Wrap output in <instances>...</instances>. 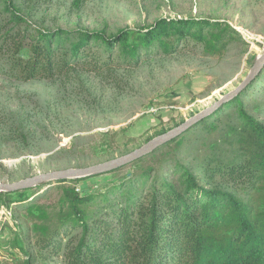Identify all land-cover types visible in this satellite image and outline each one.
I'll use <instances>...</instances> for the list:
<instances>
[{
	"label": "trees",
	"instance_id": "obj_1",
	"mask_svg": "<svg viewBox=\"0 0 264 264\" xmlns=\"http://www.w3.org/2000/svg\"><path fill=\"white\" fill-rule=\"evenodd\" d=\"M1 14L0 76L17 82L103 75L175 51L224 57L246 43L222 20L161 18L108 34L50 29L10 2ZM231 101L238 114L217 132L221 141H235L238 154L230 159L213 158L212 150L197 172L186 164L183 136L196 126L217 129L205 117L136 160L148 166L104 193H79L82 178L56 180L53 193L23 201L0 192V201L23 207L30 223L25 233L15 221L0 264H264V123L248 114L240 95ZM14 141L28 145L27 132L0 125V145Z\"/></svg>",
	"mask_w": 264,
	"mask_h": 264
},
{
	"label": "rangeland",
	"instance_id": "obj_2",
	"mask_svg": "<svg viewBox=\"0 0 264 264\" xmlns=\"http://www.w3.org/2000/svg\"><path fill=\"white\" fill-rule=\"evenodd\" d=\"M8 2L55 30L112 34L125 27L146 28L161 18H204L226 21L246 43L231 47L224 57L204 55L201 49L175 51L103 75L74 72L53 81L29 82L0 76V125L23 128L29 138L28 145H0V183L85 168L131 153L234 91L264 55V0H81L79 5L75 0H0V21ZM250 83L238 95L248 114L264 123V65ZM237 114V105L229 100L206 117L218 124L216 130L196 126L183 136L191 153L184 159L193 171L212 150L213 158L222 160L238 154L235 141H221L217 133ZM147 166L146 161H135L82 177L75 186L82 194L104 193ZM168 174H174L172 169ZM57 185L53 181L8 197L23 201L53 193ZM15 221L30 232L23 207L7 208L0 201V260L11 250Z\"/></svg>",
	"mask_w": 264,
	"mask_h": 264
},
{
	"label": "water",
	"instance_id": "obj_3",
	"mask_svg": "<svg viewBox=\"0 0 264 264\" xmlns=\"http://www.w3.org/2000/svg\"><path fill=\"white\" fill-rule=\"evenodd\" d=\"M264 65V55L255 63L253 68L251 69L249 75L244 80V82L238 86L234 91L230 92L226 96H224L221 100L215 102L212 106L207 108L206 110L200 112L199 114L193 116L189 120L179 124L178 126L174 127L167 133L155 137L147 144L142 146L141 148L128 153L124 156L108 160L99 164H95L92 166H88L85 168H69L65 170L59 171H50L42 174H38L36 176L18 181L13 183H0V192H17L21 190H27L29 188L48 183L51 181L61 180V179H75V178H82L87 177L90 175H95L102 172H107L111 170H115L121 168L123 166L129 165L136 160L146 156L150 152L154 151L158 147L168 143L172 139L176 138L177 136L183 134L187 130H189L193 125H195L200 120L208 117L216 110H218L221 106H223L226 102L236 97L239 93L243 91L247 86L251 83V80L263 70Z\"/></svg>",
	"mask_w": 264,
	"mask_h": 264
},
{
	"label": "built area",
	"instance_id": "obj_4",
	"mask_svg": "<svg viewBox=\"0 0 264 264\" xmlns=\"http://www.w3.org/2000/svg\"><path fill=\"white\" fill-rule=\"evenodd\" d=\"M79 191V189H77Z\"/></svg>",
	"mask_w": 264,
	"mask_h": 264
}]
</instances>
